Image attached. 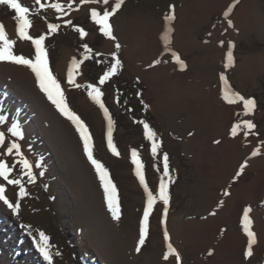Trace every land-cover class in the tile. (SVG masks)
Listing matches in <instances>:
<instances>
[{"label": "rangeland", "instance_id": "374dc122", "mask_svg": "<svg viewBox=\"0 0 264 264\" xmlns=\"http://www.w3.org/2000/svg\"><path fill=\"white\" fill-rule=\"evenodd\" d=\"M22 3L33 7L34 0ZM114 3L83 5L63 19H58L55 9L46 8L31 17L30 34L38 36L47 32L48 23H61L46 46L50 67L62 87H66L72 59L83 58V45L92 49L91 59L83 61L76 79L104 92L119 157L107 148V120L87 90L66 87V96L72 110L89 126L94 155L109 169L117 186L121 219L116 221L109 213L99 178L74 126L39 90L34 74L22 66L0 63V109L22 122V150L37 174L36 182L26 185L30 194L20 201L19 215L0 204V264H49L33 240L39 238V231L50 237L52 264H264V0H125L111 19L121 45L122 67L99 85L116 49L115 42L91 21L90 9L111 10ZM233 4L231 15L225 18ZM77 5L79 0L73 7ZM169 5H175L177 17L171 24L170 48L185 62L183 70L171 52L164 50L162 37L169 25L163 18ZM14 15L0 8V22L9 38L17 39L16 52L30 56L34 50L30 42L19 41ZM67 19L73 25H63ZM228 19L234 27L228 26ZM74 26L83 27L89 35L81 39ZM230 43L235 45V64L225 68ZM221 73L227 85L220 80ZM225 90L255 98L254 115H242V102L229 104L223 98ZM124 96L129 103L141 100L147 111L123 109L119 99ZM248 119L257 128L246 135L242 126L233 137L232 126ZM138 121L147 122L157 133L161 148L156 156ZM257 148L260 154L252 157ZM133 149L145 165L146 182L154 194L163 175V154H168L175 182L169 188L166 227L179 261L163 259L167 241L159 201L150 216L149 237L141 252L135 251L146 193L135 176ZM6 159L13 162V157ZM245 161L247 166L236 178ZM40 162L42 167L36 168ZM41 171L43 176L38 175ZM226 190L230 195H224ZM17 191L12 188L6 193L14 203ZM249 206L258 243L253 257L245 259L247 236L241 219ZM21 225H31V229Z\"/></svg>", "mask_w": 264, "mask_h": 264}, {"label": "snow or ice", "instance_id": "6c2138e0", "mask_svg": "<svg viewBox=\"0 0 264 264\" xmlns=\"http://www.w3.org/2000/svg\"><path fill=\"white\" fill-rule=\"evenodd\" d=\"M239 0H237V3ZM76 0H68V2L62 3L61 0H56L54 3L45 4L42 0H34L33 7L25 6L22 0H0V8H6L14 12V19L16 21V35L19 41H28L31 43L33 48V53L30 56L24 54H18L16 52L17 39L9 38L3 22H0V63H10L16 66H22L30 70L34 74L35 82L39 90L46 96L47 100L55 107V109L71 124L74 126L75 131L78 133L80 140L83 144V151L86 154L87 160L91 163L95 172L99 178L100 184L103 188L104 197L107 205V209L111 214L112 218L116 221L121 219V204L119 191L116 184L113 182L109 169L98 160L94 155L95 144L93 140L92 133L89 131V126L87 123L69 106L68 99L66 96V87L68 89H80L85 88L87 90V95L90 99L96 103L99 108L103 111L104 116L107 120V148L114 155L119 157L120 152L117 149L116 144L113 140V127L114 121L112 116L105 106L102 99L104 92L101 88L94 84L82 85L77 83L76 76L79 74L80 66L85 59H91L92 49L88 47L87 43L83 45L84 54L82 59L73 58L70 67L66 75V87L61 86V82L57 79V76L53 73L50 67L49 51L46 46V40L58 33L61 29V23H48L47 32L42 33L38 36H33L30 34V30L33 28V20L31 17L33 15H38L41 10L46 8L55 9L59 14L58 19H63V17L70 16L73 11H79V8L83 5L100 4L109 5V0H79V5L75 8L73 5ZM125 0H115L113 5H110L111 10L105 8L102 12L96 7L90 9V19L91 21L99 27V32L102 35L114 41V47L116 51L112 53L113 63L111 67L100 77L98 83L99 85H104L112 76L117 74L119 69L122 67L121 60L118 56V51L121 48L120 43L117 41V37L114 35L113 24L111 22L112 17L122 8ZM38 6V7H37ZM235 4L229 6L228 10L225 11L224 17L228 18ZM175 5H169V11L164 16V21L169 27L167 28L162 39L164 40V50L166 52H171V56L174 61L180 66L181 70L186 68L185 62L181 59L180 55L172 51L170 48L171 39L170 34L174 31L171 27L172 22L176 20ZM229 27H234L231 19L227 20ZM63 25L71 26L73 21L71 19L63 20ZM74 30L79 33L81 39L87 37L89 33L85 31L83 27L74 26ZM223 46V41H221ZM234 43L229 44V50L226 54L225 68H231L235 64V59L232 49H234ZM99 55V53H97ZM100 63L101 61H97ZM155 63H160V61H155ZM151 67V65H150ZM220 80L227 85V77L221 73ZM223 98L229 103L242 102L244 111L243 116L254 115L257 102L255 98H245L238 92L225 90L223 92ZM138 123L143 125L144 133L151 142V154L156 156L161 148V142H158L157 133L150 127V125L145 121H138ZM4 125H8L6 130H0V148H4L6 137H9V143L3 152H0V204L6 206L14 214L19 215L21 208L20 201L25 197L29 196L26 185L34 184L37 180V174L34 172L33 162L25 155L22 150V141L25 138V132L23 130L22 122L19 119H12L8 115L4 114V110L0 109V129ZM243 126L246 129V135L249 132H253L257 128V125L250 119L243 120L241 123H236L232 126L231 134L235 137L238 130ZM191 135V133H189ZM259 135V133H255ZM220 143V141H216ZM260 154V149L257 148L251 153L252 157ZM6 157H13V162L9 164ZM132 163L135 165V176L138 178L140 185L143 186L144 192L146 193V206L142 212V220L139 226V237L138 243L135 248L137 253L141 252L142 247L145 245L147 238L150 233V216L153 213L154 206L157 202H161L163 205V218H164V239L167 241V250L163 256L165 261H168L170 257H174L176 261H179L180 254L173 246L171 238L169 236L166 219L168 214V205L170 202V185L175 182L174 177L169 171V157L167 153L163 154V175L160 178L158 186V194H154L149 188L145 177V165L139 157V153L133 149L131 153ZM17 165L19 168V177L14 176L17 171ZM247 166V161L241 165L240 171L237 173V177L243 173L244 168ZM36 168L42 167V162L35 164ZM45 173L43 171L39 172V176H43ZM25 177L27 178L25 180ZM12 188L18 189L17 200L14 203L10 196L6 193L10 192ZM225 196L230 195L226 190L224 192ZM220 206H223V201H220ZM252 209L247 207L243 211L241 224L243 232L247 236V246L244 252L245 259H250L254 255V246L258 243L257 233L253 231L252 225L253 221L250 217ZM215 215V212L211 213ZM31 229V225H21ZM31 235V231L29 232ZM39 238L33 237L35 246L38 251L42 254L45 260L49 261V264L53 262V256L51 254L52 245L50 244V237L46 235L43 231H39ZM212 253L209 252V255ZM59 255V253H57Z\"/></svg>", "mask_w": 264, "mask_h": 264}, {"label": "trees", "instance_id": "16d2710c", "mask_svg": "<svg viewBox=\"0 0 264 264\" xmlns=\"http://www.w3.org/2000/svg\"><path fill=\"white\" fill-rule=\"evenodd\" d=\"M119 101L121 102L120 104H122L121 106L123 107V109H129V110H133V111H136V112H146L147 109L144 105V103L141 101V100H137L133 103H129L126 99V97H121L119 99ZM129 103V104H128Z\"/></svg>", "mask_w": 264, "mask_h": 264}]
</instances>
